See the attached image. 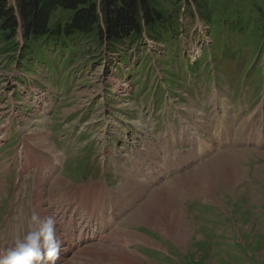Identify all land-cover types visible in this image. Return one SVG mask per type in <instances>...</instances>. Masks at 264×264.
I'll list each match as a JSON object with an SVG mask.
<instances>
[{"label":"rangeland","instance_id":"1","mask_svg":"<svg viewBox=\"0 0 264 264\" xmlns=\"http://www.w3.org/2000/svg\"><path fill=\"white\" fill-rule=\"evenodd\" d=\"M151 1L173 32L135 50L0 42V252L36 212L57 264H264V0Z\"/></svg>","mask_w":264,"mask_h":264},{"label":"trees","instance_id":"2","mask_svg":"<svg viewBox=\"0 0 264 264\" xmlns=\"http://www.w3.org/2000/svg\"><path fill=\"white\" fill-rule=\"evenodd\" d=\"M55 9L70 13L68 20L51 25ZM170 30V17L151 0H0V42L23 60L92 36L110 53L135 50L145 38L169 39Z\"/></svg>","mask_w":264,"mask_h":264},{"label":"clouds","instance_id":"3","mask_svg":"<svg viewBox=\"0 0 264 264\" xmlns=\"http://www.w3.org/2000/svg\"><path fill=\"white\" fill-rule=\"evenodd\" d=\"M31 222L30 230L14 247L0 252V264H57L62 241L56 235V221L52 217L41 220L33 212Z\"/></svg>","mask_w":264,"mask_h":264},{"label":"bare ground","instance_id":"4","mask_svg":"<svg viewBox=\"0 0 264 264\" xmlns=\"http://www.w3.org/2000/svg\"><path fill=\"white\" fill-rule=\"evenodd\" d=\"M228 156V155H227ZM226 157V156H225ZM223 160H226V158L224 159L223 158ZM222 160V161H223ZM219 161V160H218ZM217 161V162H218ZM236 161V160H235ZM237 161H238V159H237ZM229 165V164H228ZM220 167V166H219ZM210 168V167H209ZM225 168V167H224ZM234 170H236V169H234ZM198 171V170H197ZM211 171V170H210ZM225 171V170H224ZM227 171V170H226ZM200 172V171H199ZM221 172V171H220ZM223 172V171H222ZM217 173V172H216ZM206 175V174H205ZM209 175V174H208ZM224 175V174H223ZM198 176V175H197ZM196 177V176H195ZM215 177V176H214ZM220 177V176H219ZM191 178V177H190ZM199 178V177H198ZM197 178H195V181H197L198 182V180H196ZM221 179V178H220ZM199 180H201V185H203V186H201L200 188H204L206 191H211V187L209 186V184H210V182L208 181V179H207V177H204L203 179H201V178H199ZM214 180H212V182H213ZM222 181V180H221ZM60 182H61V180H60ZM223 184V183H222ZM216 187H214V189H215ZM70 190V189H69ZM164 191H165V189H164ZM161 192V191H160ZM167 193V192H166ZM165 193V195H162V203L161 204H168V205H172V204H174V203H172V197H170L169 195H167ZM176 194V193H175ZM172 195V194H171ZM174 197V196H173ZM157 198H158V196H156L155 197V199L153 200V201H151L146 207H144L142 210H141V221H142V223H144V224H149L150 225V223H149V220L150 219H148L146 216H147V210H148V208L149 207H151L155 202H157V201H159V200H157ZM159 203V204H160ZM177 204V203H176ZM179 205H181V204H179ZM178 205V206H179ZM145 206V205H144ZM179 208V207H178ZM179 210V209H178ZM176 212V211H175ZM154 213V212H153ZM177 213V212H176ZM183 214V213H182ZM161 216H163L162 214H160L158 217H156V216H153L152 217V221H155V222H157V223H160V225L161 224H163L161 221H163L162 220V218H161ZM147 220V221H146ZM169 224V223H168ZM160 227V226H159ZM163 226L161 225V228H160V230L162 231V232H164L167 236H168V233L166 232V230L164 229V228H162ZM171 227V226H170ZM172 232H174V231H172ZM171 233V232H170ZM179 238V237H178Z\"/></svg>","mask_w":264,"mask_h":264}]
</instances>
